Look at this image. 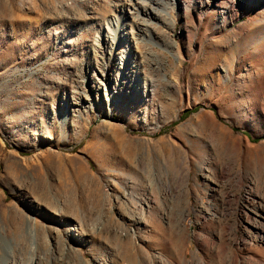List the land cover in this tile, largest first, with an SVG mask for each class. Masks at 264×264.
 Here are the masks:
<instances>
[{"label": "rangeland", "instance_id": "obj_1", "mask_svg": "<svg viewBox=\"0 0 264 264\" xmlns=\"http://www.w3.org/2000/svg\"><path fill=\"white\" fill-rule=\"evenodd\" d=\"M174 2L0 0V264H264V0Z\"/></svg>", "mask_w": 264, "mask_h": 264}, {"label": "bare ground", "instance_id": "obj_2", "mask_svg": "<svg viewBox=\"0 0 264 264\" xmlns=\"http://www.w3.org/2000/svg\"><path fill=\"white\" fill-rule=\"evenodd\" d=\"M159 2H161V3H163V5H165V8H162V12H165V13H167V15L170 17V15L168 14V9H169V7H167L169 4H167L166 3V0H158ZM176 3L174 2V0H172V5L174 6ZM151 14V13H150ZM152 15L154 16V17H159L160 16V14H156V13H152ZM148 23H149V21H148ZM147 31V30H146ZM148 33H149V36H150V38H151V32H150V30H148ZM132 35V34H131ZM146 36H147V33H146ZM129 36H127L126 37V39H125V41H127L128 42V38ZM150 38H148V41H151L150 40ZM130 39H133V41H134V38H130ZM133 43V42H132ZM169 47L170 48H176V46L174 45V44H172L171 42H166L165 43V50L166 51H168L169 50ZM168 53H170L169 51H168ZM171 54V53H170ZM172 55V54H171ZM130 58V52L128 53V55L127 54H125V57H124V59H122V62H125L127 59H129ZM176 58V57H175ZM177 59H179V57H177L176 58V60ZM180 60V59H179ZM28 232H29V234L30 235H32V236H34V232H33V230L31 229V228H28ZM3 242H5L4 241V239L3 238H0ZM6 244V243H5ZM11 255V251H10V249L5 245V256L3 257V260H4V263L5 264H7V260L11 257L10 256Z\"/></svg>", "mask_w": 264, "mask_h": 264}]
</instances>
